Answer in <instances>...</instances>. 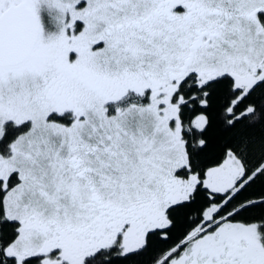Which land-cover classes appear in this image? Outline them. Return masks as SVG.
Instances as JSON below:
<instances>
[{
    "label": "snow or ice",
    "instance_id": "obj_1",
    "mask_svg": "<svg viewBox=\"0 0 264 264\" xmlns=\"http://www.w3.org/2000/svg\"><path fill=\"white\" fill-rule=\"evenodd\" d=\"M0 264H264V0H0Z\"/></svg>",
    "mask_w": 264,
    "mask_h": 264
}]
</instances>
